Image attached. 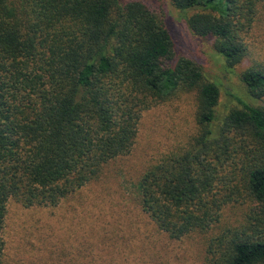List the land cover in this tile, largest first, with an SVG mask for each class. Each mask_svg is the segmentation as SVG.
<instances>
[{
  "label": "trees",
  "instance_id": "trees-1",
  "mask_svg": "<svg viewBox=\"0 0 264 264\" xmlns=\"http://www.w3.org/2000/svg\"><path fill=\"white\" fill-rule=\"evenodd\" d=\"M171 2L229 68L243 61L264 0ZM242 80L263 104L241 100L220 118L219 83L144 0H0V264L11 199L59 205L130 153L144 111L191 91L198 133L145 170L138 203L173 239L219 228L209 264H264V65ZM241 199L247 220L220 230Z\"/></svg>",
  "mask_w": 264,
  "mask_h": 264
},
{
  "label": "rangeland",
  "instance_id": "rangeland-1",
  "mask_svg": "<svg viewBox=\"0 0 264 264\" xmlns=\"http://www.w3.org/2000/svg\"><path fill=\"white\" fill-rule=\"evenodd\" d=\"M144 1L164 14L179 52L219 83L220 118L241 106V100L263 104L249 92L242 73L264 65V6L246 36V57L229 68L214 40L192 33L171 0ZM196 96V91L184 92L144 111L130 153L112 160L99 179L59 205L26 207L11 199L3 231L6 264H209L208 242L219 228L170 238L156 228L136 197V183L145 170L188 146L198 133ZM250 207L247 199L228 204L220 230L242 225Z\"/></svg>",
  "mask_w": 264,
  "mask_h": 264
}]
</instances>
